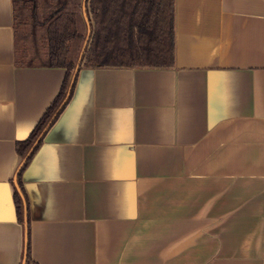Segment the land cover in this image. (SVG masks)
I'll return each mask as SVG.
<instances>
[{
    "label": "crops",
    "instance_id": "0c3cea01",
    "mask_svg": "<svg viewBox=\"0 0 264 264\" xmlns=\"http://www.w3.org/2000/svg\"><path fill=\"white\" fill-rule=\"evenodd\" d=\"M37 3L44 21L59 0ZM175 9L172 66L79 69L22 173L21 217L17 143L66 69L16 62L0 0V264H25L28 214L29 264H264V0Z\"/></svg>",
    "mask_w": 264,
    "mask_h": 264
},
{
    "label": "trees",
    "instance_id": "16d2710c",
    "mask_svg": "<svg viewBox=\"0 0 264 264\" xmlns=\"http://www.w3.org/2000/svg\"><path fill=\"white\" fill-rule=\"evenodd\" d=\"M13 1L16 62L34 64L30 59L32 52L24 43L21 45L19 43L28 36V32L25 31L28 24L33 22L34 26L38 22V3L37 0ZM84 2L85 0H59L58 6L51 9L41 23L45 27V33L40 41L42 47L41 50L39 48L35 50L33 55L38 54V57L40 55L38 63L41 65L65 68L66 76L61 91L30 137L17 143V151L22 160L29 154L18 170L14 191L21 217H24L27 198L22 184V173L42 142V132L55 121L57 115L52 118L53 115L59 114L62 110L58 107L60 101L65 99L68 93H70L68 99L72 95L79 71H76V68L89 31V41L79 69L106 66L169 67L174 64L175 0ZM27 219L25 264L30 262L29 214Z\"/></svg>",
    "mask_w": 264,
    "mask_h": 264
},
{
    "label": "rangeland",
    "instance_id": "374dc122",
    "mask_svg": "<svg viewBox=\"0 0 264 264\" xmlns=\"http://www.w3.org/2000/svg\"><path fill=\"white\" fill-rule=\"evenodd\" d=\"M51 8L52 7H50V9ZM44 9L45 8H44L43 5L38 6V20L37 21L39 23L38 22L35 23L34 26H33V22L32 23H29L28 26L25 28V31L28 32V36H27L26 39H21V41L19 43L20 45L24 43L28 47V49L30 50V52H32L30 59H32L34 63L40 62V59H39L40 58V55L38 57V54L33 55V53H34L35 50H38V48L40 49L42 47V44H41L40 41L42 39V36L45 33V31H44V28L45 27H42L41 23H42V20L43 19H40V18H42V16L45 14L44 13V11H45Z\"/></svg>",
    "mask_w": 264,
    "mask_h": 264
},
{
    "label": "water",
    "instance_id": "95a60500",
    "mask_svg": "<svg viewBox=\"0 0 264 264\" xmlns=\"http://www.w3.org/2000/svg\"><path fill=\"white\" fill-rule=\"evenodd\" d=\"M84 3H86V0H85ZM89 36H90V31H89V34H88V36H87V38H86V41H85V44H84L83 50H82V52H81V55H80V58H79V62H78V65H77L76 71L79 70V66H80V64H81V61H82V58H83V55H84V51H85L86 46H87V43H88V41H89ZM35 145H36V144H35ZM35 145H34V146H35ZM34 146H33V147H34ZM33 147H32V149H33ZM32 149H31L30 151H32ZM29 153H30V152H29ZM28 156H29V154L24 158L23 163L26 161V159L28 158ZM23 163H22V165H23Z\"/></svg>",
    "mask_w": 264,
    "mask_h": 264
}]
</instances>
